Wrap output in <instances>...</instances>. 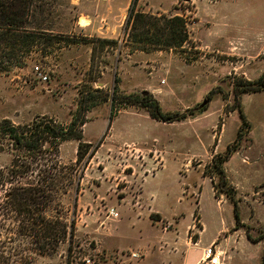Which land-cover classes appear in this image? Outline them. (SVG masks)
I'll return each instance as SVG.
<instances>
[{
	"label": "rangeland",
	"instance_id": "374dc122",
	"mask_svg": "<svg viewBox=\"0 0 264 264\" xmlns=\"http://www.w3.org/2000/svg\"><path fill=\"white\" fill-rule=\"evenodd\" d=\"M81 3L55 5L56 22L68 14L61 30L72 31L78 43L45 48L39 38L22 57L0 54V121H85L83 139L60 144L53 201L40 211L73 223V236L43 250L44 238L36 237L41 225L20 234L24 217L11 211L6 219L0 198V250L15 254L27 244L30 264H86L87 258L95 264H182L187 250L179 244L187 241L197 255L215 240L223 264H260L264 241L249 234L264 231V89L242 91L240 82L264 73V0H132L128 9L116 8L107 38L87 37L75 27ZM133 4L145 13L183 16L190 41L165 50L133 48L125 33ZM144 92L165 114L187 117L166 122L144 105L125 103L124 96L141 100ZM206 99L208 108L198 109ZM80 142L96 151L90 161L89 153L78 161ZM13 158L0 154V165ZM220 160L228 185L217 173Z\"/></svg>",
	"mask_w": 264,
	"mask_h": 264
},
{
	"label": "trees",
	"instance_id": "16d2710c",
	"mask_svg": "<svg viewBox=\"0 0 264 264\" xmlns=\"http://www.w3.org/2000/svg\"><path fill=\"white\" fill-rule=\"evenodd\" d=\"M62 0H0V54L9 55L10 59L22 57L21 52L30 53L32 48L44 39L45 48L54 43L63 42L65 47L78 43V38L72 31L63 32L68 14L63 13V23L56 22L55 5ZM187 1V0H180ZM73 12L75 7H71ZM62 15V14H61ZM58 26L59 30L55 29ZM30 28V29H28ZM126 40L135 49L147 50L149 47L156 49H172L183 47L190 41L187 20L180 15H155L136 9L133 4L130 7L125 25ZM88 39V38H86ZM105 42L115 40L103 39ZM63 47V46H61ZM23 61H20V65ZM242 91L258 92L264 89V73L256 80L242 79L240 82ZM238 87V84L236 85ZM108 96L104 98L107 100ZM116 95H113V99ZM125 103L131 105L141 104L148 107L152 116L162 120L173 122L183 120L187 115L182 112L165 114L160 104L152 95H144L141 100L133 96H124ZM243 119L244 113L241 112ZM245 120V119H244ZM77 120L71 125L65 126L54 119L40 118L29 124H15L10 119L0 121V154L10 152L13 155L9 166L0 165V198H4L6 207L3 206L6 219L11 218V211L23 216L25 221L20 227L22 235L28 236L27 231L41 225L37 231L38 239L44 238L41 247L47 250L49 246L56 248L57 242L64 241L68 234L73 236L74 224L64 219L50 218L41 215L43 208L50 206L51 191L56 188L59 179L58 159L60 144L68 139H83V133ZM89 143L80 142L78 148V161L81 162L89 153ZM96 151L89 153V160ZM229 156L221 159L224 162ZM53 164L50 163L51 159ZM217 161V173L221 176L223 184L228 185V179L222 162ZM35 178L30 175H34ZM236 219L240 223L238 206L235 207ZM60 229V237L57 238V230ZM249 237L254 242L264 241V231L257 237ZM61 238V239H60ZM27 239V237H26ZM24 240V239H23ZM72 242V241H71ZM29 248L27 244L15 254H5L0 250V264H30L31 254L24 252ZM48 255V254H40ZM260 264H264V252Z\"/></svg>",
	"mask_w": 264,
	"mask_h": 264
},
{
	"label": "crops",
	"instance_id": "0c3cea01",
	"mask_svg": "<svg viewBox=\"0 0 264 264\" xmlns=\"http://www.w3.org/2000/svg\"><path fill=\"white\" fill-rule=\"evenodd\" d=\"M81 13L78 16L76 28L79 29L85 36H97L101 38L110 37L115 26L116 12L120 8L121 4H126L128 9L131 5L132 0H81ZM117 8V10H116ZM215 241V240H214ZM212 241V242H214ZM209 242L207 245L211 244ZM198 244L202 246L203 240L200 239ZM141 243H137L136 246L139 248ZM186 253L182 264H200L202 262L203 254H190L191 248L187 247V241L185 242ZM202 246L204 250L205 246ZM203 252V251H202Z\"/></svg>",
	"mask_w": 264,
	"mask_h": 264
},
{
	"label": "built area",
	"instance_id": "2783aa9c",
	"mask_svg": "<svg viewBox=\"0 0 264 264\" xmlns=\"http://www.w3.org/2000/svg\"><path fill=\"white\" fill-rule=\"evenodd\" d=\"M37 71L40 70L39 66L36 67ZM42 79L47 80V76L40 73ZM118 217L119 213L115 212V210H112L110 213V216ZM131 255L133 257H137V252H132ZM86 264H95V261L87 258ZM202 263L204 264H223L222 261V252L220 251V248L217 246L216 243H212L208 247H205L203 250V257H202Z\"/></svg>",
	"mask_w": 264,
	"mask_h": 264
},
{
	"label": "water",
	"instance_id": "95a60500",
	"mask_svg": "<svg viewBox=\"0 0 264 264\" xmlns=\"http://www.w3.org/2000/svg\"><path fill=\"white\" fill-rule=\"evenodd\" d=\"M149 92H144V95H147ZM209 100H204L202 104L198 107V109L204 108L205 110L208 108Z\"/></svg>",
	"mask_w": 264,
	"mask_h": 264
}]
</instances>
